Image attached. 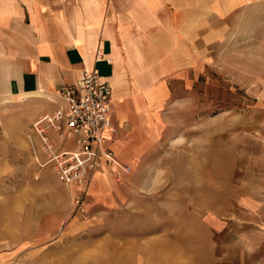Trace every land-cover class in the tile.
<instances>
[{"label": "rangeland", "instance_id": "rangeland-1", "mask_svg": "<svg viewBox=\"0 0 264 264\" xmlns=\"http://www.w3.org/2000/svg\"><path fill=\"white\" fill-rule=\"evenodd\" d=\"M113 1L146 29L131 35L140 47L119 71L105 147L132 171L104 159L84 186H66L36 121L17 148L2 123L0 264H218L236 250L220 246V233L236 235L220 224L264 195V0ZM41 103L6 121L27 125Z\"/></svg>", "mask_w": 264, "mask_h": 264}, {"label": "crops", "instance_id": "crops-1", "mask_svg": "<svg viewBox=\"0 0 264 264\" xmlns=\"http://www.w3.org/2000/svg\"><path fill=\"white\" fill-rule=\"evenodd\" d=\"M168 10L163 4L157 14L173 23L176 16ZM126 12L116 10L113 0H0V126L4 123L14 148L19 133L27 135L35 121L65 105L59 90L75 84L86 70H97L111 84L115 112L120 109L125 94L119 71L132 59V48L139 50L132 33L146 30L135 11V18ZM38 97L44 103L30 111L27 125L12 128L8 118L18 104ZM52 138L59 146L56 133ZM261 199L264 195L247 196L241 201L245 208L235 213L237 220L220 224L236 233L234 238L220 233V246L236 250H220L218 264H264Z\"/></svg>", "mask_w": 264, "mask_h": 264}, {"label": "built area", "instance_id": "built-area-1", "mask_svg": "<svg viewBox=\"0 0 264 264\" xmlns=\"http://www.w3.org/2000/svg\"><path fill=\"white\" fill-rule=\"evenodd\" d=\"M59 93L65 105L40 118L33 127L60 182L84 186L104 159L116 166L117 175L131 173L129 165L118 164L114 151L105 148L116 133L111 84L97 70H86L81 79ZM53 132L61 141L59 146Z\"/></svg>", "mask_w": 264, "mask_h": 264}]
</instances>
